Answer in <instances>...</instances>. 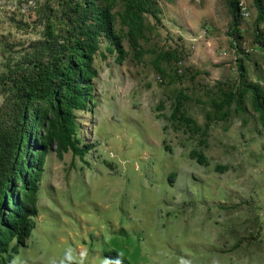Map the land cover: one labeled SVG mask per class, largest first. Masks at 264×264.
Segmentation results:
<instances>
[{"label":"rangeland","instance_id":"rangeland-1","mask_svg":"<svg viewBox=\"0 0 264 264\" xmlns=\"http://www.w3.org/2000/svg\"><path fill=\"white\" fill-rule=\"evenodd\" d=\"M57 3L0 0V71L44 39L42 13ZM158 6L160 22L147 16L142 58L125 37L120 64L102 41L97 105L77 111L82 144L91 149L84 159L72 151L60 158L55 149L47 155L36 225L11 264H110L111 250L131 264H264V126L251 96L245 111L212 122L203 145L200 134L170 118L182 94L187 114L203 125L218 86L238 82V58L248 80L264 87L258 11L253 0H241L236 48L227 0ZM174 50L180 58H161L162 74L158 54ZM193 149L208 163L191 158Z\"/></svg>","mask_w":264,"mask_h":264},{"label":"trees","instance_id":"trees-1","mask_svg":"<svg viewBox=\"0 0 264 264\" xmlns=\"http://www.w3.org/2000/svg\"><path fill=\"white\" fill-rule=\"evenodd\" d=\"M253 3L258 11L255 41L264 45V0ZM227 5L231 14L229 35L235 41L231 44L241 47V0H227ZM160 13L158 0H58L42 13L44 39L34 41L32 50L17 59L9 58L0 71V264H11L18 247L26 244L35 228L47 155L55 149L60 158L72 151L84 159L91 149L82 144L77 111H90L97 105L93 89L99 70L95 59L98 53L106 57L102 41L107 40V51L115 52L116 61L122 64L128 55L124 45L127 37L134 56L140 59L147 16L160 22ZM178 54V50L158 54V71L165 74L160 68L161 58L177 60ZM237 66L238 82L218 86L220 95L212 99L203 125L187 114L185 96L176 98L171 120L190 133L200 134L202 145L212 122L227 118L232 110H246L248 95L264 126V87L248 80L243 58H238ZM190 157L201 165L208 163L201 150H191ZM106 255L110 264H131L120 251H107Z\"/></svg>","mask_w":264,"mask_h":264},{"label":"built area","instance_id":"built-area-1","mask_svg":"<svg viewBox=\"0 0 264 264\" xmlns=\"http://www.w3.org/2000/svg\"><path fill=\"white\" fill-rule=\"evenodd\" d=\"M243 9H244V11H243V12H244V14H247V11L245 10L246 8H245V7H243Z\"/></svg>","mask_w":264,"mask_h":264}]
</instances>
